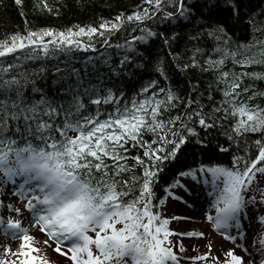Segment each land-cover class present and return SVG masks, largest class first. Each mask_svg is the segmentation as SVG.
<instances>
[{
  "label": "snow or ice",
  "instance_id": "1",
  "mask_svg": "<svg viewBox=\"0 0 264 264\" xmlns=\"http://www.w3.org/2000/svg\"><path fill=\"white\" fill-rule=\"evenodd\" d=\"M14 3L21 6L22 0ZM142 3L148 7L137 6L136 11L126 16L121 12L112 20H102L98 26L73 25L60 31L41 28L0 40V96L3 97L0 99V208L18 214L26 210L31 225L40 226V231L46 232L57 245L67 244L75 264H180L173 243L168 242L173 235L168 228L169 219L153 211L154 188L166 162L175 161L191 138L206 147L197 126L206 135L210 130H223L222 134L238 148L241 138L259 133L261 139L254 141L259 150L255 159L237 155L233 157L232 167L199 169L211 177L203 181L210 186L207 195L211 198L206 220L214 225L215 233L225 243L216 249L219 256L210 250L195 259L205 264H244V257L237 254L240 251L249 257L258 256L259 264H264V189L254 187L257 173L264 175V166L257 167L264 162V107L252 103L257 97H264V91L247 95L252 85L244 83L245 78L264 80V72L234 70L236 65H264V27L257 26L254 18H250L252 41L233 45L225 27L227 21L215 18L217 0H203V3L142 0ZM43 7L52 11L47 3ZM230 8L231 18L238 17L236 4L231 3ZM189 24L199 25L200 30L183 35L177 31ZM160 25H167L171 35L154 30ZM136 32L140 34L132 35ZM117 33L122 34L124 43L110 42ZM156 37L168 48L169 55L173 45L186 37V52H191V56L183 66L177 63L176 68L180 73L198 69L211 74L206 97L212 105L209 111H205L207 105L202 103L205 97L198 83L189 82L185 103L171 86L158 87L156 80L141 85L125 99L119 79L113 83L103 78L100 66H107L113 75L120 77L149 64L167 81L159 57L149 48L145 52L138 50ZM205 39L212 40L214 47L201 64L197 57L204 55L205 49L199 45ZM87 53L98 54L87 55L82 67L76 68L77 58ZM113 55L120 57L117 65L111 63ZM214 55L219 58L214 59ZM153 56L155 63L149 58ZM172 59L178 61L181 57L176 54ZM229 59L233 68L225 70ZM29 63L39 66L29 70ZM52 71L56 75L53 83L60 86L57 94L70 99L50 97L36 86L32 77L46 78ZM29 85L34 95L39 94V99L26 97L25 89ZM213 90L222 96L218 106L213 102ZM192 93H196L195 98ZM180 104H184L183 114L171 116V110ZM108 106L111 111H106ZM101 116L106 118L100 119ZM146 135L152 137L151 141L144 139ZM17 138L24 142L23 147ZM243 143L247 155L248 142L245 139ZM218 147L221 152L228 151ZM131 149L143 150L146 159L140 155L130 157ZM107 159H111V166ZM129 159L134 161L131 167L127 163ZM137 167L142 169L140 176L135 174ZM124 173L129 174V179H121ZM180 175L193 181L198 178L197 171L192 169ZM54 181L56 188L68 192L95 191L99 203L88 212L81 210L73 214L75 201L50 191ZM175 184L184 188L179 181ZM135 191L139 192L138 196L121 202ZM9 196L20 206L5 204ZM252 220L258 221V225ZM0 228L5 235L10 233L29 240V229L22 226L20 219L10 216L5 219L0 214ZM176 235L195 238L198 234L188 230ZM227 243L233 246L232 250H227ZM176 244L179 251H184L182 243ZM221 248L225 251L221 252ZM34 262L35 257L24 264Z\"/></svg>",
  "mask_w": 264,
  "mask_h": 264
},
{
  "label": "trees",
  "instance_id": "2",
  "mask_svg": "<svg viewBox=\"0 0 264 264\" xmlns=\"http://www.w3.org/2000/svg\"><path fill=\"white\" fill-rule=\"evenodd\" d=\"M190 3H196L197 0H189ZM203 3V0H200ZM219 8L215 12V18L217 20L224 21L228 34L231 37L233 45L247 44L252 41L253 32L251 30V25L248 23L250 18L253 19V23L257 24L259 27H264V0H217ZM47 3L52 9L51 12L43 5ZM235 3L239 8V16L231 18V8L230 4ZM137 6L148 7L146 4L142 3V0H22V5L17 6L14 0H2V5H0V40L10 38L11 35L21 34L26 35L28 30L36 31L41 28H52L54 30L60 31L65 30L73 25L79 26H98L102 20H112L115 16L123 12L126 15H130L133 11L137 10ZM167 25H160L154 27V30L158 32H163L165 35H171L167 31ZM199 25L189 24L184 28L177 29L183 35L184 32L199 31ZM139 32L132 33V35H139ZM259 36V33H256ZM48 39V38H46ZM186 41V37H185ZM185 41H181L178 44H174L172 47V55L179 54L181 60L173 61L172 55H169V50L163 45V42L159 37L154 38L149 41L148 45H141L138 50L145 52L146 48H149L159 59L163 62V68L165 74L168 76V80L160 76L158 72L154 70V67L149 64H145L144 69L136 70L133 69L126 76L122 75L117 77L113 75L107 66H100L101 75L105 80H111L113 83L117 79L121 81L119 87L124 90L125 99L132 96L141 85L147 84L150 80L158 81V87H168L171 86L174 92L177 93L187 102L189 96V82L192 84H199V90L204 93V99L202 103L207 105L205 111H209L211 104L206 99L208 95L207 84L212 82V76L210 73H201L198 69H189L186 73H180L176 64L187 62L191 52H186ZM111 43H124V39L121 33H117L116 36L112 37ZM192 45L189 43L187 47L190 48ZM205 49L204 55L202 57L198 56L197 59L202 64L204 59H207L211 49L214 47V42L210 39H205L199 45ZM97 48L100 45L97 44ZM98 53H87L81 54L77 59L74 66L76 68L82 67L83 59L87 55H97ZM147 55V53H145ZM155 63V56L149 57ZM214 59L219 58L217 55L213 56ZM63 59V57L61 58ZM120 57L113 55L111 63L117 65L119 63ZM11 62V58H9ZM38 63H29L27 66L30 70L31 68L38 67ZM49 68H51V63H49ZM63 67V64H61ZM233 64L231 60H227L225 64V70L232 69ZM235 71L241 72H264V65H249L241 67L240 65L235 66ZM83 75V73H82ZM36 81V86L41 88L50 97H55L58 100L70 99L68 96L58 95L60 91V86L54 84L53 81L56 80V75L54 71L49 72L46 78L43 77H32ZM93 82L95 80L93 79ZM245 84L252 85L247 95H251L252 91H264V80H251L250 78H245ZM135 84V87L132 85ZM26 97L30 99H39V94H33L31 91V85L25 89ZM193 98L196 97V93L191 94ZM213 102L217 103L221 101L222 96L220 92L213 90L212 92ZM242 99L244 97H241ZM0 99H3L0 96ZM87 103V100H85ZM252 103L260 104L264 107V97H257ZM111 107L108 106L106 111H111ZM94 111V109H90ZM184 104H180L177 108L172 109L170 115L176 116L178 114H183ZM105 116H101L100 119H105ZM231 121L229 122V124ZM196 131L199 132L200 138L204 140L206 147L201 146L195 142L196 138H191V142L182 146L180 152L177 154V159L172 162H166V166L159 177L154 188L155 196L153 198V211L158 213L161 218H165L166 204L167 200L170 198V192H172V187H175V182L182 179L180 173L182 171L199 170L201 167H211V166H223L232 167L233 157L242 156L246 159L255 157L259 154V150L256 148L254 141L261 139V134H248L246 137L241 138L239 148L236 144L228 141L227 137L223 135V130H210V134L204 132L203 129L196 127ZM69 135H75L74 133H69ZM18 139V144L20 147L24 146V142ZM145 140L151 141L152 137L146 135ZM247 140V155L245 153L244 140ZM35 144L36 142L33 141ZM218 146H223L228 148L227 152H221ZM130 157L140 155L142 159L143 150L131 149L128 153ZM106 163L110 166L112 165L111 159H107ZM128 165L131 167L134 163L131 159L127 161ZM264 166V162H261L257 167ZM135 174L137 176L142 175V169L137 167L135 169ZM121 179H129V174L124 173ZM139 186L137 185V188ZM123 190V189H121ZM139 195L138 191L131 192L128 196L123 197L121 202L125 203L131 201L133 198ZM163 200L164 203L161 204L159 201Z\"/></svg>",
  "mask_w": 264,
  "mask_h": 264
},
{
  "label": "rangeland",
  "instance_id": "3",
  "mask_svg": "<svg viewBox=\"0 0 264 264\" xmlns=\"http://www.w3.org/2000/svg\"><path fill=\"white\" fill-rule=\"evenodd\" d=\"M260 184H262V187L260 188L258 186V188L264 189V179ZM208 191H210L208 187L206 188L200 183L195 185L189 184L188 191L182 189L179 191V193L183 195L184 193L186 194V202L183 203L181 201H171L172 215H178L175 216L176 221L174 222L176 231L185 233L188 230H193L198 234L195 238H190L187 236H178L176 234L180 232H177L170 238L169 242L173 243L176 254L178 251L176 242L184 241L183 245L187 248L188 256H191L187 258H181L178 256L180 258V264H205L204 261H193L195 259L194 256H203L208 254L210 250L214 255L219 256L220 253H217L216 249L218 246L222 245V243H225L222 240V236L220 234H215L214 229H212L213 225H211L210 222L206 220V215L209 214L207 209L209 201L211 200V198L207 195ZM257 198H259V196H257ZM8 200L9 201L5 200L4 202L13 203L14 201L11 197ZM194 201H197V203H194ZM201 205L203 206V209L201 208ZM257 207H259V205H257ZM24 211L26 212V210L22 209V215L14 212L13 214L4 213L3 211H0V214L4 215L5 219L10 216L13 219H20L23 221V218L26 216L27 218H30V214L27 212L24 213ZM259 214L260 213H257V215ZM249 219L252 218L249 217ZM256 222L258 223V221L252 220V223L256 224ZM22 226L29 229L27 233L29 236L28 241H24L20 237H13L10 233L5 235L3 229L0 228V264H24L25 260L32 259L36 254L38 255L39 259H41L46 264H74L71 261L69 250L57 245V243L52 240V238L49 237L46 232L42 233L40 231V226ZM249 227H251V225H249ZM201 232L204 233L203 236L199 235ZM247 243L251 245L250 240ZM165 246H168V243ZM57 247L60 248L59 252L56 251ZM226 248L227 250H232L233 246L230 243H227ZM93 251L95 253V249H93ZM190 251L196 252L192 255ZM224 251L225 249L221 248V252ZM237 254L242 255L245 262L246 255L244 252L238 251ZM254 258H258V256H248V259L252 260Z\"/></svg>",
  "mask_w": 264,
  "mask_h": 264
},
{
  "label": "clouds",
  "instance_id": "4",
  "mask_svg": "<svg viewBox=\"0 0 264 264\" xmlns=\"http://www.w3.org/2000/svg\"><path fill=\"white\" fill-rule=\"evenodd\" d=\"M50 191L58 192L61 197L66 196L70 201H75V205L71 210L73 214L81 210L88 212L91 210V206L99 203V199L97 198L95 191L84 190L79 192H68L62 188H56L55 181L53 182V187L50 188ZM142 246L146 247V245Z\"/></svg>",
  "mask_w": 264,
  "mask_h": 264
},
{
  "label": "bare ground",
  "instance_id": "5",
  "mask_svg": "<svg viewBox=\"0 0 264 264\" xmlns=\"http://www.w3.org/2000/svg\"><path fill=\"white\" fill-rule=\"evenodd\" d=\"M11 196H9V198H10ZM8 198V199H9ZM6 201H9V200H6ZM14 202H15V204H16V206H20L19 205V202L17 201V200H14ZM5 204H7L6 202H4ZM1 209V211H3L4 213H9V212H6V210L5 209H2V208H0ZM24 213H26L25 211H24ZM10 214H13V212H11ZM22 215V214H21ZM22 225H25V226H28V225H30V226H32L31 225V222H30V218H27V216L26 217H24L23 218V221H22Z\"/></svg>",
  "mask_w": 264,
  "mask_h": 264
}]
</instances>
